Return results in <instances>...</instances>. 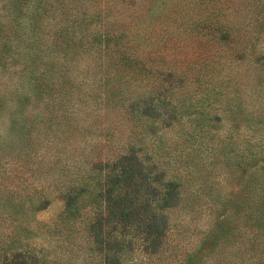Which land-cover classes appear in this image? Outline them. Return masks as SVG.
<instances>
[{"label": "rangeland", "instance_id": "rangeland-1", "mask_svg": "<svg viewBox=\"0 0 264 264\" xmlns=\"http://www.w3.org/2000/svg\"><path fill=\"white\" fill-rule=\"evenodd\" d=\"M29 1L30 7L26 9L25 2ZM131 1L134 0L106 4V0H97L85 4L82 0H64L66 6L60 9L65 11L62 18L54 19L50 9L42 19L33 13L34 0H13L7 11L14 18L12 42L4 37L10 43L2 41L5 45L0 53V182H8L6 177L11 175L15 203L11 207L5 202L0 204V221H5L11 211L17 226L14 233L22 245L35 248L48 264H94L95 255L90 252L94 245L90 246L85 220L95 215L92 209L95 198L90 195L95 184L87 187L70 212L66 209L64 195L69 182L65 184L59 176H87L97 182L101 172L94 166H101L106 157L128 147L129 143L142 146L143 154L154 155L172 170L175 165L168 161L176 149H181L189 163H180L190 167L181 168L189 174L185 180L188 208L170 212L163 251L152 261L145 257L142 264L239 261L243 250L259 239L261 229L255 226L256 216H264L260 210L264 204L258 206L261 201L254 202L255 189L250 187L256 163L252 157L260 151V142L254 134L264 131L261 129L264 127V92H259L264 76L256 74L254 83L250 82L256 72L257 62H252L253 56L264 53V0H206L202 5L203 13L210 9L217 14L218 10L213 7H219L221 15L237 18L233 37H260V44L255 52L254 48L250 51L251 58L223 69V78L219 77L218 70L208 74L210 79L226 80L221 94L218 93L220 88L193 86L187 89L190 92L187 99L179 100L174 95L179 96L185 89L173 90L174 103L184 116L178 121L173 118L171 123L161 114L141 116L132 110L131 95L143 91L146 83L139 86L135 81H125L114 70L106 73L104 68L109 66H102V57L106 59V56L98 54V44L89 52H78L74 44L69 51L62 48L45 51L51 42L48 37L52 35L66 39L79 37L83 20L84 28L86 25L95 27L100 22L99 7H102L101 18L110 16L127 33L143 35L138 45L146 60L154 55L156 41L179 24L178 32L169 41L170 47L177 37H207L205 28L197 29L202 31L199 34L184 32L182 20L201 6L196 5L195 0ZM77 5L82 9L79 13ZM153 5L160 14H148L147 7ZM139 17L143 19L140 23L137 22ZM6 19L7 16L2 18ZM107 20L103 19L102 23ZM63 24L68 27L65 29ZM73 24H76L75 35ZM193 44V40L186 43L182 39L167 49L165 55L173 62L184 60L185 53L194 49ZM43 58L46 72L54 76L48 77L45 73V79L38 77L45 69ZM248 80L249 85H244ZM112 85L120 89L115 92ZM150 86H154V81ZM231 87H236L235 101L242 97L243 105L232 101L225 107L228 96L235 97L230 92L234 90ZM197 90L206 96L205 101L195 99ZM231 112L243 116L231 122ZM217 114L219 120L215 119ZM204 120L213 125L212 130H201L205 127ZM192 129L194 133L189 134ZM201 141L202 147L199 146ZM261 150L264 151V145ZM239 155L248 158L241 160ZM61 159H66L65 167L61 166ZM227 195L230 200L225 199ZM41 198L48 202L40 203ZM214 201L219 202L222 209V213L220 210L218 213L225 216L220 225L215 221ZM209 205L212 210L206 209Z\"/></svg>", "mask_w": 264, "mask_h": 264}, {"label": "trees", "instance_id": "trees-1", "mask_svg": "<svg viewBox=\"0 0 264 264\" xmlns=\"http://www.w3.org/2000/svg\"><path fill=\"white\" fill-rule=\"evenodd\" d=\"M87 1L97 0H82L83 3H87ZM106 1V4H117L119 2L125 4L127 0ZM0 2L3 4L0 6L1 53L2 47L5 45L2 41L6 44L10 43L9 40L12 42L14 18L10 12L7 13L9 7L13 5V0H0ZM132 2L135 3L138 0ZM195 2L196 5L201 6L198 7L199 9L196 12L190 13L188 18L185 17L182 20V24L185 25V28L183 27L184 32L199 34L202 31L197 29L203 30L205 28L204 34L207 37H177L170 47L168 46L169 41L178 32L179 24L177 28L171 29L166 37H160L156 41L152 50L154 55L150 56L148 60L144 59L139 52L138 43L140 42L138 39L143 37V35L139 37V34L134 32L135 35L127 33L118 22L111 20L110 16L101 18L102 7H99V11H97L100 15V22L95 27L90 28L86 25V28H84L83 20L80 25L81 30L79 29V37L71 36L66 39L65 37H53L52 35L48 37L51 42L45 51L59 48L69 51L71 45L74 44L73 48H77L78 52H89L98 44V54L101 57L102 55L106 56V59L102 57L104 60L102 66H109L104 68L106 73L114 70L115 74L125 78V81H135L139 86H141L140 83L142 82L146 83L143 91L140 90L135 95H131L133 101H130V107L132 110L141 116L156 117L161 114L164 119L169 120V123L172 122L173 118L178 121L179 117L184 116V113L180 112V108L174 103L175 98L179 100L187 99L190 93L187 89L193 88V86L206 89L210 88V86L211 88H220L218 93L221 94L226 80L210 79L208 74L218 70L219 77L222 76L223 78V69L236 63H241L244 59L251 58L250 51L254 48L255 52L258 44H260V37H233L234 30L237 29L236 17L221 15V8L219 7H213L218 10L217 14L214 13V10L210 11V9L203 13L202 5L207 1L195 0ZM25 5L26 9H29L30 1L25 2ZM65 6L64 0H34L32 5L34 11H32L43 19L44 16L50 13L51 9L54 12V19H57L63 12L65 13V11L62 12L60 10ZM154 6L147 7L149 15L160 14ZM73 9H75V4ZM76 9H78V13L82 11L78 5ZM134 9L136 12L138 7ZM6 16L8 19L3 21L2 18ZM106 18L108 19L107 23H102V20ZM141 20L143 19L139 17L137 22L140 23ZM63 26H65V29L68 27L65 24ZM73 27V35H75L76 24H73ZM83 28L85 30L84 33L81 32ZM36 37L37 33L33 35L32 39L35 40ZM181 38L185 39L186 43L193 40L194 49L187 51L184 60L178 61L180 62L178 64V62L168 59L165 53L177 41H181ZM64 45L67 47H64ZM42 61H44L42 64L45 65V69L38 73V77L45 79V73L48 75L46 72V59L43 58ZM184 62L186 63L183 66ZM252 62L255 63L256 72L250 82L254 83L256 74L260 77L264 76V53L254 55ZM155 64L159 66L156 67ZM52 76H54V73L48 75V77ZM153 81L154 86H150ZM62 82L64 83L65 80ZM250 82L248 80L244 85H249ZM231 88H234L230 92L234 93L235 97L228 96L224 102L225 107L235 101L236 98V87ZM112 89L117 92L120 87L112 85ZM175 89L185 90L178 96L177 93L174 95L173 90ZM259 92L261 94L264 92L263 82L262 89ZM197 93H195V99L198 101L203 99L201 102L205 101L204 98L206 96L201 94V91H199L198 95ZM199 94H201L200 97ZM237 98L236 101L243 105L242 97ZM235 102L232 104L233 107H235ZM224 111L226 112V110ZM239 112L236 114L231 112V122L237 121L243 116ZM165 116L169 117L166 118ZM215 119L219 120L220 115L217 114ZM258 122H261V120H258ZM204 126L201 130H212L211 127H213L206 120H204ZM232 126L237 129L234 123H232ZM263 128L261 127V129ZM193 131L195 130L192 129L189 134L194 133ZM254 136L260 142V151H256L257 153L252 157L256 160V163L254 165L255 168L252 170V174L255 176H253V183L250 187L255 189L254 202L258 203L261 201L258 204L260 206L264 204V183L262 182L264 177V151L261 150L264 145V131L258 132ZM258 141L254 145H257ZM203 145L201 141L199 146L202 147ZM57 151H54V153ZM142 151V146L137 145V143H129L128 147L106 157L101 166H94L97 172H101V177L98 178L97 182L95 179V181H91L87 176L77 178L67 175L64 177L59 176L65 184L67 181L69 182L68 185L66 184L69 188L66 189L64 195L67 199L66 209L70 212L77 206L76 203L79 196L87 191V187L95 184V188L90 190V195L95 198L92 207L95 215L91 216L89 220H85L89 242L92 243L90 246L94 245V247H90V252L95 255L94 264H142V260L145 257L150 259V261L154 260L163 251V243L165 244L170 226V212L176 211L181 207L183 209L188 208V185H186L185 180L188 179L189 174L185 173L187 171H182L181 168L185 163L188 164L189 160L185 161L184 151L176 149V153L171 155L168 162L175 165L172 170L166 168L165 163L157 160L154 155L143 154ZM239 156L241 160L242 157L245 160L248 158L247 156ZM59 161H61V166L65 167L66 159ZM180 162L185 163L182 164ZM67 163L68 165L72 164ZM184 167V170L190 168L188 165ZM6 178H8V182L6 180L0 182V204L5 202L8 207H11L15 203L12 199L15 191L14 189L12 190L11 175ZM216 190L219 192L218 195L220 197V188L218 187ZM225 199L230 200L228 195L225 196ZM39 201L40 203H46L48 199L41 198ZM219 205V202L214 201L215 207L213 206V209L215 208L216 211L215 221L217 225H220L222 218L225 217L220 214L222 209L220 210L221 207ZM209 208L212 210L210 205L206 209ZM219 210L220 212L218 213ZM260 210L264 214V208ZM9 212L10 214L4 218L5 221H0V264H48L44 257H40L39 251H36L35 248L22 245V241L14 233V229L17 227L15 218L12 217V212ZM255 219L256 228L261 229L258 232L259 239L254 245L243 250V258L236 262L225 260L218 263L213 262L212 264H264V216H259V218L256 216ZM248 252L251 253V256H246Z\"/></svg>", "mask_w": 264, "mask_h": 264}]
</instances>
